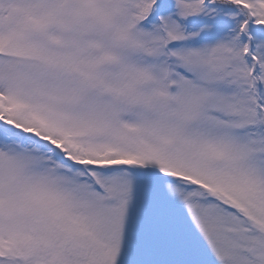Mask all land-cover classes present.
<instances>
[{
    "label": "snow or ice",
    "instance_id": "snow-or-ice-1",
    "mask_svg": "<svg viewBox=\"0 0 264 264\" xmlns=\"http://www.w3.org/2000/svg\"><path fill=\"white\" fill-rule=\"evenodd\" d=\"M0 264H264V0H0Z\"/></svg>",
    "mask_w": 264,
    "mask_h": 264
}]
</instances>
